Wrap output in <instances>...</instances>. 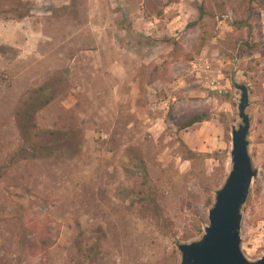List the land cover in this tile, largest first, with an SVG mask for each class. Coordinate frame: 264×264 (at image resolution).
<instances>
[{"label":"rangeland","instance_id":"rangeland-1","mask_svg":"<svg viewBox=\"0 0 264 264\" xmlns=\"http://www.w3.org/2000/svg\"><path fill=\"white\" fill-rule=\"evenodd\" d=\"M3 9L0 264H180L178 244L204 233L231 168L236 83L248 89L257 169L241 249L251 261L264 254V0H9ZM36 100L41 135L22 150ZM204 110L208 120L186 126ZM32 220L60 229L37 255L17 241Z\"/></svg>","mask_w":264,"mask_h":264},{"label":"water","instance_id":"water-1","mask_svg":"<svg viewBox=\"0 0 264 264\" xmlns=\"http://www.w3.org/2000/svg\"><path fill=\"white\" fill-rule=\"evenodd\" d=\"M235 87L240 90L238 116L241 123L231 131V168L223 185L215 192L204 233L197 240L178 244L180 264H264V254L251 261L241 249V209L257 169L253 167L248 148V89L244 84L236 83Z\"/></svg>","mask_w":264,"mask_h":264},{"label":"trees","instance_id":"trees-1","mask_svg":"<svg viewBox=\"0 0 264 264\" xmlns=\"http://www.w3.org/2000/svg\"><path fill=\"white\" fill-rule=\"evenodd\" d=\"M9 0H0V15L3 13H6L7 10L3 9V6L6 2ZM204 7H200V16L201 19L204 14ZM198 18V19H199ZM198 19L192 23L189 24V26H195L198 24ZM247 21H240L235 22L238 28L247 26ZM204 37L203 35L199 36L198 43L195 46V51H200V49L204 45ZM244 45L248 46L249 48H253L254 45H248V43L245 41ZM231 78V77H229ZM231 81L233 82V79L231 78ZM44 94L43 96H45ZM33 98V96L31 97ZM40 99L39 102H41ZM39 102L36 100L35 103L30 105L27 108L25 119L23 121V127H22V140L23 145L21 149H24V146L26 144H33L36 139L41 135V132L36 126V123L34 122V116L35 113L41 109L43 105L39 104ZM44 102H48V99H44ZM209 112L207 110H204L198 114H195L192 116L187 122L186 126H192L195 123H201L209 119ZM33 157L36 156L35 153H32ZM211 156V155H210ZM207 202L210 203V198L207 199ZM59 227L57 225H52L50 222L47 221H28L27 223H22L19 227V230L17 232V241L18 244L26 249L30 255H37L38 253L48 249L50 246L54 244V241L56 240V236L59 234Z\"/></svg>","mask_w":264,"mask_h":264}]
</instances>
